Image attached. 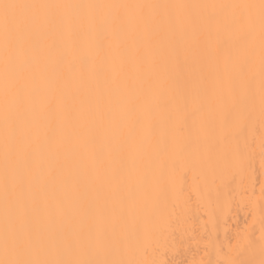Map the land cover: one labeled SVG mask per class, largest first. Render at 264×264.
Returning <instances> with one entry per match:
<instances>
[{"label":"bare ground","instance_id":"6f19581e","mask_svg":"<svg viewBox=\"0 0 264 264\" xmlns=\"http://www.w3.org/2000/svg\"><path fill=\"white\" fill-rule=\"evenodd\" d=\"M3 4L0 261L264 262L262 0Z\"/></svg>","mask_w":264,"mask_h":264},{"label":"snow or ice","instance_id":"6c2138e0","mask_svg":"<svg viewBox=\"0 0 264 264\" xmlns=\"http://www.w3.org/2000/svg\"><path fill=\"white\" fill-rule=\"evenodd\" d=\"M2 7L3 12L0 14V21H2L5 31L8 32L11 28H14L20 21L19 19L10 12L12 9L27 7L25 5H17V4H3L0 5ZM262 9H264V0H262ZM0 264H49V262H41V261H0ZM56 264H63V262H56ZM87 264V262H84ZM264 264V262H262Z\"/></svg>","mask_w":264,"mask_h":264}]
</instances>
